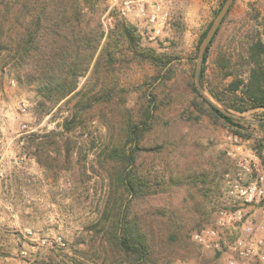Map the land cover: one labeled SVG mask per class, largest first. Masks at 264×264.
<instances>
[{"label": "rangeland", "instance_id": "374dc122", "mask_svg": "<svg viewBox=\"0 0 264 264\" xmlns=\"http://www.w3.org/2000/svg\"><path fill=\"white\" fill-rule=\"evenodd\" d=\"M221 1L163 0L168 18L154 39L150 38L153 29L147 16L134 12L125 17L136 26L144 47L156 48L170 57L172 72L177 78L175 84L169 82V88L175 85L176 97L159 120L157 131L147 140L151 144L168 140L173 145V152L169 153L173 159L169 160H179L177 173L185 182L157 194V208L165 206L191 233L200 225L203 228L214 225L219 211L231 207L237 198L231 193L234 184L238 181L247 184L256 178L255 172H244L229 150L242 145L239 157L261 152L260 171L264 173V125H258L264 119V107L242 113L229 111L240 117L237 119L253 123V136L244 139L238 135L240 141L235 144L229 135L236 133L222 119L206 111L197 116L200 112L186 91L192 77L195 81L198 40L215 18ZM106 3L110 7V0ZM112 15L121 17L116 11ZM263 28L264 0H236L207 62V83L220 89L224 72L220 66L235 64L241 44ZM222 54L227 59L221 58L219 66L217 60ZM231 68L241 71L242 67L238 64ZM153 72L149 64L135 63L121 73L120 82L131 89L129 103L136 109L142 87L151 81ZM204 93L223 106L207 90ZM64 113V105L53 106L45 101L35 91L34 84L18 79L12 66L0 68V264H112L107 260L110 249L103 241L104 234L96 227L108 190L106 173L96 161L104 126L94 121L88 127L71 163L64 156L57 162L52 141L47 140L42 151L37 146L39 138L35 140L34 133L60 129ZM220 152H225V157H218ZM154 165L149 157L148 167L154 169ZM190 174L207 179L205 185H200L207 190L206 195L190 185L187 179ZM257 204L264 206V199ZM241 233L240 227L221 229L227 241ZM58 236L65 240L64 247L55 241ZM198 245L195 248L186 240L170 245L159 255V264H228L231 253L226 246L216 252ZM23 250H27L26 255L22 254ZM238 264L258 263L238 259Z\"/></svg>", "mask_w": 264, "mask_h": 264}, {"label": "trees", "instance_id": "16d2710c", "mask_svg": "<svg viewBox=\"0 0 264 264\" xmlns=\"http://www.w3.org/2000/svg\"><path fill=\"white\" fill-rule=\"evenodd\" d=\"M224 2H220L215 16ZM234 2L205 50L200 82L226 110L242 113L264 107V28L241 44L235 64L220 66V59L226 55L218 57L224 71L220 89L207 83L206 72ZM108 7L106 0H0V68L12 66L18 79L34 84L45 101L65 106L60 129L34 133L42 151L46 141H52L57 162L61 156L72 162L81 137L94 121L104 126L96 161L106 173L108 190L96 227L110 249L107 260L112 264H159V255L170 245L186 240L196 248L193 234L203 228L200 225L191 233L165 206L157 208L155 198L185 182L177 173L179 160H169L173 159L169 156L172 143L164 140L151 144L147 140L176 97L175 85L169 88V82L175 84L177 78L170 57L156 48L144 47L136 26L126 18L115 17L105 28ZM212 21L198 40L197 52ZM135 63L154 69L151 81L142 87L138 109L129 103L131 89L120 82L121 73ZM238 64L241 71L231 68ZM186 91L200 112L198 117L206 111L222 119L241 138L253 136V123L212 105L200 94L193 77ZM225 155L220 152L218 157ZM149 157L154 169L148 167ZM187 179L206 195L207 190L200 185L207 179L195 174Z\"/></svg>", "mask_w": 264, "mask_h": 264}, {"label": "built area", "instance_id": "2783aa9c", "mask_svg": "<svg viewBox=\"0 0 264 264\" xmlns=\"http://www.w3.org/2000/svg\"><path fill=\"white\" fill-rule=\"evenodd\" d=\"M150 11L148 12V8ZM110 11H116L121 17H128L136 12L139 15L147 16L151 22L152 34L151 39L156 38L163 29L167 18L168 11L164 8L163 0H110L108 12L104 15V24H113V15ZM229 139L237 144L240 138L237 134H230ZM242 145H237L236 150H229V155L233 156L238 165L242 167L245 173H256V178L247 184L238 181L231 189L237 197L233 200L230 208H223L219 211L215 220V224L206 226L201 230L195 231L193 239L203 248L220 251L227 247L231 255L228 258V264H238V259L246 261H254L258 264H264V219L255 220L254 217L247 212L246 207L249 204L264 199V173L260 171V155L258 152H251L249 156H240L238 152ZM243 201L240 204L237 201ZM240 227L242 233L232 241H227L221 235L222 228ZM31 233V231H30ZM59 246L66 245L65 240L61 236L55 238ZM23 255L27 254V250L22 251ZM181 264H188L182 262Z\"/></svg>", "mask_w": 264, "mask_h": 264}, {"label": "water", "instance_id": "95a60500", "mask_svg": "<svg viewBox=\"0 0 264 264\" xmlns=\"http://www.w3.org/2000/svg\"><path fill=\"white\" fill-rule=\"evenodd\" d=\"M233 2H234V0H225V2L223 4V6L221 7L220 11L218 12V14L213 19L212 24H211L210 28L207 31V34L205 35V37L203 38L202 42L199 45L198 56H197V67H196V73H195V82H196V87H197L198 91L200 92V94L206 100H208L212 105L218 107L223 113H225L227 115H230V116H233V117H236V118H240L237 115H235V114L229 112L228 110H226L223 106L217 104L216 102H214L210 98H208L205 95L204 89H203V87L201 85V82H200V73H201V70H202L203 57H204L205 50H206L208 44L213 39L217 29L221 25L225 15L229 11V8L233 4ZM260 121H264V119H261Z\"/></svg>", "mask_w": 264, "mask_h": 264}, {"label": "crops", "instance_id": "0c3cea01", "mask_svg": "<svg viewBox=\"0 0 264 264\" xmlns=\"http://www.w3.org/2000/svg\"><path fill=\"white\" fill-rule=\"evenodd\" d=\"M247 211L254 217L255 220H263L264 219V206H260L255 203L249 204L246 207ZM248 262H254V261H248Z\"/></svg>", "mask_w": 264, "mask_h": 264}]
</instances>
